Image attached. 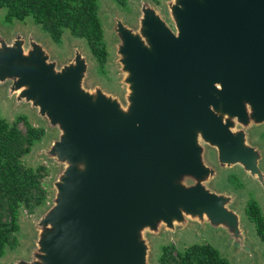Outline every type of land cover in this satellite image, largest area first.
<instances>
[{"label":"water","instance_id":"1","mask_svg":"<svg viewBox=\"0 0 264 264\" xmlns=\"http://www.w3.org/2000/svg\"><path fill=\"white\" fill-rule=\"evenodd\" d=\"M177 1V35L146 20L155 56L135 42L127 48L138 94L130 116L107 98L92 106L78 89L77 70L58 77L18 46L4 51L0 76L22 74L29 95L43 109L51 106L62 133L50 152L69 164L57 204L40 220L51 235L42 264H145L134 227L207 201L197 187L171 182L180 169L197 167L190 126L228 152L235 147L212 105L221 98L226 110L239 112L246 94L264 114V0ZM83 162L84 173L73 165ZM210 198L208 208L216 204Z\"/></svg>","mask_w":264,"mask_h":264},{"label":"rangeland","instance_id":"2","mask_svg":"<svg viewBox=\"0 0 264 264\" xmlns=\"http://www.w3.org/2000/svg\"><path fill=\"white\" fill-rule=\"evenodd\" d=\"M177 2L126 0L121 5L115 0H98V14L108 51L102 70L84 39L76 38L65 30L60 42H55L31 16L23 20H7L5 8H0V65L4 51L18 46L22 55L30 54L33 60H42L52 75L61 77L65 71L77 70L78 89L88 97L92 106L98 107L99 101L107 98L119 115L130 116L138 104V94L133 84L135 72L127 61V48L135 42L155 56L153 29L146 20L159 21L177 35L179 22L173 15ZM143 9H147L149 15ZM28 89L29 85L22 82L20 73L0 76V118L11 121L23 115L34 126L45 129L44 137L33 145L23 162L30 166L44 164L48 168L49 173L43 180L48 200L34 213L29 214L25 210L20 213L16 246L6 248L0 264L43 263L40 258L43 240L51 235L44 234L40 220L57 204L63 185L61 178L69 167L65 159L50 152L62 133L60 127L51 122V106L43 109L29 95ZM224 106L221 98L212 105L227 125L235 148L224 151L220 141L207 138L201 128L192 125L190 146L194 150L197 167L180 169L171 175L174 187H197L207 200L205 204L213 201L211 196L216 204L212 203L210 208L198 202L192 206L180 205L176 214L165 212L162 218L153 216L149 225H136L134 231L143 242L145 264H159L161 247L165 244H173L177 250H183L194 243L214 246L230 264H264V243L245 214L251 195L255 196L264 213V191L259 186L261 184L264 189V165L260 168L264 158V139L256 143L257 136L253 130L254 126L264 124V115L259 116L257 102L246 94L240 95L239 112L226 110ZM19 127L24 130L22 123ZM73 165L84 173L88 162ZM230 172L241 178H224Z\"/></svg>","mask_w":264,"mask_h":264},{"label":"trees","instance_id":"3","mask_svg":"<svg viewBox=\"0 0 264 264\" xmlns=\"http://www.w3.org/2000/svg\"><path fill=\"white\" fill-rule=\"evenodd\" d=\"M115 1L121 5L126 2ZM150 1L159 3L160 0ZM0 8H5L7 20L31 16L55 42H60L65 30L84 39L99 69H103L108 51L98 0H0ZM20 123L24 130L19 127ZM44 135L43 127L34 126L23 115L11 121L0 118V257L6 248L16 246L20 213L23 210L34 213L48 200L43 181L48 168L44 164L30 166L23 162ZM245 214L264 243V213L254 200L248 201ZM158 261L159 264H230L217 248L207 243H194L183 250L165 244Z\"/></svg>","mask_w":264,"mask_h":264},{"label":"flooded vegetation","instance_id":"4","mask_svg":"<svg viewBox=\"0 0 264 264\" xmlns=\"http://www.w3.org/2000/svg\"><path fill=\"white\" fill-rule=\"evenodd\" d=\"M257 113L259 114V116H262V115H264V114H260L259 113V111H258V105H257ZM253 130H254V133H255V135L257 136V141H256V143L259 141V139H264V124H262V125H258V126H254L253 127ZM232 144H233V142H232ZM233 146H234V144H233ZM264 158L262 159V161L260 162V168H263L264 166ZM263 166V167H262ZM224 178H241V176L240 175H238V174H236L235 172L234 173H232V172H230L228 175H226ZM239 181V180H238ZM240 182V181H239ZM259 186H260V189L261 190H263L264 191V189H263V186L261 185V184H259ZM264 193V192H263ZM250 194V193H249ZM249 200H254L255 201V203L260 207V204H259V202L256 200V198H255V196H249V199H248V201ZM248 201H247V203H248ZM247 203H246V205H247ZM246 207V206H245ZM260 209H261V207H260ZM262 211V210H261Z\"/></svg>","mask_w":264,"mask_h":264}]
</instances>
